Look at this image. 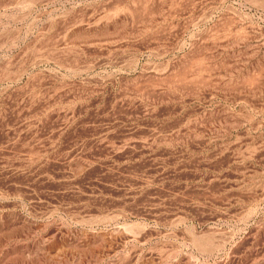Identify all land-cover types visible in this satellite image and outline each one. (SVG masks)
<instances>
[{
    "label": "rangeland",
    "instance_id": "374dc122",
    "mask_svg": "<svg viewBox=\"0 0 264 264\" xmlns=\"http://www.w3.org/2000/svg\"><path fill=\"white\" fill-rule=\"evenodd\" d=\"M0 264H264V0H0Z\"/></svg>",
    "mask_w": 264,
    "mask_h": 264
},
{
    "label": "bare ground",
    "instance_id": "6f19581e",
    "mask_svg": "<svg viewBox=\"0 0 264 264\" xmlns=\"http://www.w3.org/2000/svg\"><path fill=\"white\" fill-rule=\"evenodd\" d=\"M76 223L81 225L82 230H85L87 234H91L90 232L98 230L96 226H99L100 224L106 225V223H101L100 220H84L82 218L77 220Z\"/></svg>",
    "mask_w": 264,
    "mask_h": 264
}]
</instances>
